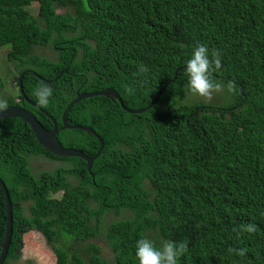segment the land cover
Segmentation results:
<instances>
[{"label": "trees", "instance_id": "1", "mask_svg": "<svg viewBox=\"0 0 264 264\" xmlns=\"http://www.w3.org/2000/svg\"><path fill=\"white\" fill-rule=\"evenodd\" d=\"M29 1L0 0V48L8 47L0 57V80L27 65L61 72L59 93L42 106L59 125L76 92L106 84H115L126 107L140 111L128 113L101 95L72 105L66 121L92 126L104 142L92 165L95 182L84 163L73 166L84 179L67 182L59 199L48 200L42 185L18 189L22 175L10 177L16 207L2 264L19 259L28 228L43 235L55 264H136L135 242L142 237L157 246L162 238L184 243L177 264H264V0H40V19L52 12L69 19L75 36L64 44L65 62L34 61L26 22L38 20L24 5ZM56 7L65 13H55ZM197 44L207 47L210 60L218 54L210 79L236 85L233 103L176 104L188 85L185 62ZM6 54L13 64L4 63ZM29 95L37 102L33 90ZM26 106L52 127L44 113ZM0 122V131L1 125L11 134L22 129L18 117ZM61 142L83 152L100 146L81 130H69ZM19 154L27 161V153ZM107 158L121 168V184L113 196L97 197L96 177ZM124 209L128 217H104ZM5 222L0 196V243Z\"/></svg>", "mask_w": 264, "mask_h": 264}, {"label": "clouds", "instance_id": "2", "mask_svg": "<svg viewBox=\"0 0 264 264\" xmlns=\"http://www.w3.org/2000/svg\"><path fill=\"white\" fill-rule=\"evenodd\" d=\"M33 2H35V5L37 6L36 14H34L31 11V7L34 4ZM41 4L42 3L40 2V0H30L28 4L24 3L26 8L28 9L29 14L38 20V22H26V24L31 28V45H32V53L35 55L34 61L40 58H47V59L59 60L61 62H65L64 44L72 40L73 37L75 36L70 26L68 25L69 19L56 18L53 12L51 15L47 14V16H44L40 19L39 12L42 9H45V7L43 8L40 7ZM62 8L65 7H56L54 12L58 14L59 13L64 14L66 10L64 12H61L60 9ZM31 23L34 24L35 26L33 27L30 26ZM39 47H43V48L49 47L54 54L53 57L49 58L46 55L37 52L36 50ZM143 49H144V45L141 44L134 55L135 59H137L141 55ZM0 50H4L5 52H7L8 47L0 48ZM208 51L209 50L205 45L197 44L196 46L193 47L191 55L186 60L184 65V71L187 75V84L189 91L202 97H210L212 91L218 90L220 87L218 83H214L210 79L213 65H215L217 69L219 68L218 54L213 53L212 55L214 59L210 60ZM3 54L4 52L0 53V57L3 56ZM80 55L81 53L77 56V58H79ZM27 67L28 68L24 70V73L22 75L21 86H18L16 84L17 85L16 89H12L9 86L10 87L9 90L11 94L6 97L8 99L9 104H7L6 100H2L4 97L0 92V112L4 111L9 105H16L18 107H22L20 106L19 102H16V99H18V101H24L28 105H34V103H38L39 105H41L42 108V106L47 105L49 103V98L51 96L55 97L59 93L62 87V78L59 77L61 72H57L56 70H52L49 68H39L32 65L31 66L27 65ZM63 71L65 72L66 69H64ZM20 72H17L18 75L20 74ZM7 76H11V75H7ZM5 77L0 80V91L1 88L5 85V81H6ZM39 81H41L42 84L37 85ZM169 81L170 80H168L167 82ZM230 87L231 86L229 85V89ZM103 88L104 89L101 88L99 90H94V91L106 90V94H95V95L106 96L113 102V104H117L122 110L128 113L137 112V110H139V109H130L126 107L124 102H118L116 100L118 96L124 97L123 93L119 90V88L116 85H113L111 87H103ZM162 88L163 86L160 88V90ZM31 90L34 91V96L36 97L37 102L33 101L32 97L29 95V92ZM87 92H91V91H87ZM261 94H264V92ZM27 100H29L30 102H28ZM263 106H264V99H263ZM35 109H37L39 112L45 113L49 118H51L52 121L50 120V122L52 124V127L50 129L45 127L37 119L35 114L30 109L29 110L26 109V110L30 111L35 116L36 120L46 131H51L53 127L56 125V132H57L59 126L57 120L45 109L43 108L42 109L35 108ZM45 114L44 116L46 117ZM4 118H13V117H8V116L2 117L0 118V121ZM66 123L70 127L62 128L61 126V128L63 129V137L65 139L68 138L69 130H81L92 134L99 141V138L93 133L83 130L81 128H76L74 126L90 127L101 138L98 132L90 125L71 124L68 123L67 121ZM61 124L63 125L62 119H61ZM8 131H9L8 137L13 140V152L11 153L2 146H0V165L8 169V172L6 173L0 172V181L2 183V185L0 184V196H2L3 204L5 198V193L3 189L6 190L7 195L10 199L7 184H9L10 182V177L15 178L16 176H18V174L22 175V178H18L15 182L18 189H21L29 182H31L33 184V187H36L37 189H39V186L42 185L44 187V190L42 191L45 192L48 200L59 199L61 195L65 192L64 186L66 185L67 182H69L70 186H73L79 183L80 179L81 180L84 179V174H79V177L74 175L73 166H80L81 164L84 163L85 170L89 175L91 182L92 183L95 182V171H92V165L95 159L99 156L100 151L104 146V142L102 138H101L102 144L100 143L99 149L97 150V152L94 153V152H83L78 148L65 146L56 138L54 134V137L61 143L63 147L73 148L80 151L81 153H83V155H85V157L91 158V160L88 161L85 157L60 156L49 151L37 139L34 131L31 129L30 125L27 122L23 121L22 129H18L17 132L13 134H11L10 130ZM27 131L31 132L32 137L27 136L26 134ZM1 132H3V130H1L0 133ZM19 134H22V136L18 137ZM18 141L20 142V144L27 146L30 150H33L35 152L37 151L35 150V146H38L39 151L37 153L42 155L43 157L50 159L48 168L45 167L43 161L39 163V167H38L32 164L28 159L27 161L23 159L19 154L20 151L15 149L16 143ZM31 146H34V149H31ZM40 147L46 151V154L41 152ZM64 157L69 159L65 160L63 159ZM20 165H23L26 168L23 172L21 171V167H19ZM71 178H74V180H71ZM121 178H122L121 168L119 166L113 165L110 161V158H107V160H105L104 163L102 164L100 171L96 177L98 191H96L94 196L104 197V198L113 196L119 189V186L121 184ZM214 179H215V174H214ZM50 183L52 184V186H50ZM25 205L27 210L28 204L26 202L23 203L24 211H25ZM94 205L95 204H92V206ZM123 211H128V210L124 209ZM123 211L120 215H114L112 212H108L104 215V217L115 216L117 218H125L130 215V212L128 211L127 216H122ZM23 226L25 225H21L20 227ZM245 229L251 232L254 230V226L249 224L245 226ZM28 230H35V229L28 228ZM19 231L22 232L21 230ZM158 243H160L159 246L155 245L151 240L145 237L137 239L135 242V258L138 261V263L136 264H177L178 257L183 254L184 250H186V245L184 243L177 242L172 239L162 238L159 240ZM240 254H243L242 251ZM55 261H56V256H55Z\"/></svg>", "mask_w": 264, "mask_h": 264}, {"label": "rangeland", "instance_id": "3", "mask_svg": "<svg viewBox=\"0 0 264 264\" xmlns=\"http://www.w3.org/2000/svg\"><path fill=\"white\" fill-rule=\"evenodd\" d=\"M33 3L31 11L36 14L37 6L35 5V2ZM65 10V8L60 9L61 12H64ZM36 51L49 58H52L54 55L49 47H39ZM3 52L5 51L0 50V53ZM2 57L3 56H1V58ZM216 83H218L220 87L218 90L212 91L210 97H202L190 92L187 85V88L182 92L176 104L180 107L195 104L217 108L218 106L229 102L233 103L231 101H233L234 96L237 95L236 85L233 86L226 82L223 84H220L219 82ZM229 85L231 86L230 89ZM25 212L27 213L26 205ZM127 215L128 211H123L122 216ZM20 246L19 259L16 261L10 260L11 264H29L30 261L32 264H55V254L40 232L36 230H27L26 232H22Z\"/></svg>", "mask_w": 264, "mask_h": 264}, {"label": "water", "instance_id": "4", "mask_svg": "<svg viewBox=\"0 0 264 264\" xmlns=\"http://www.w3.org/2000/svg\"><path fill=\"white\" fill-rule=\"evenodd\" d=\"M24 73V70L20 72L19 75L12 78L13 82H15L18 86H21V79L22 75ZM95 94H106V90H100V91H91V92H81L79 93L69 104L66 105L64 111L62 112L61 119L63 122L62 128L64 127H70L66 121H65V114L70 109V107L76 103L78 100L83 99L84 97H88ZM24 97V96H23ZM25 98V97H24ZM30 102L29 100H27ZM137 111H140L137 110ZM19 117L24 122H27L31 129L34 131L37 139L51 152L54 154L60 155V156H81L85 157L83 153L80 151L73 149V148H66L61 145V143L54 137V134L56 132V125L53 127L51 131H46L36 120L35 116L28 110L18 107L16 105H9L7 108L0 112V118L2 117ZM76 128H81L83 130L89 131L96 135L99 138L100 143L102 144V139L90 128L85 126H74ZM88 161L91 160V158L85 157ZM0 184L2 185L1 181ZM5 198H4V205H5V212H6V222H5V231L4 236L2 239V242L0 243V264L3 263L5 256L7 254L11 232H12V209L16 206V204H13L5 189ZM20 232V231H19Z\"/></svg>", "mask_w": 264, "mask_h": 264}, {"label": "flooded vegetation", "instance_id": "5", "mask_svg": "<svg viewBox=\"0 0 264 264\" xmlns=\"http://www.w3.org/2000/svg\"><path fill=\"white\" fill-rule=\"evenodd\" d=\"M3 61H4V63H10V64H13L12 63V61L11 60H9L8 59V57H7V54L5 55V58L3 59ZM28 67H26V68H21V69H17V70H15L14 72H12L10 75L11 76H6L5 77V79H6V81H5V85L1 88V94H2V96L4 97L2 100H6L7 101V104H9V102H8V99L6 98L7 96H9L10 94H11V92H10V87L12 88V89H16L17 88V85H16V83L15 82H13V80H12V78H14L16 75H18V73L17 72H20V71H23V70H26ZM17 73V74H16ZM13 74H15V75H13ZM51 81V80H50ZM113 85H115V84H106L104 87H111V86H113ZM10 86V87H9ZM102 89H104V88H102ZM77 93L78 92H76V94H75V96L77 95ZM75 96H73V98L75 97ZM52 97V96H51ZM72 98V99H73ZM72 99H69L68 100V103L70 102V101H72ZM81 100V99H80ZM79 101V100H78ZM77 101V102H78ZM16 102H19L20 103V106H22V107H24V108H26V109H28L27 108V106L26 105H28L27 103H25L24 101H18V99H16ZM76 102V103H77ZM67 103V104H68ZM29 106H31V107H34V108H38V109H42L41 108V105H39L38 103H34V105H29ZM80 106H82V105H80ZM70 108H72V106L70 107ZM65 109V108H64ZM29 110V109H28ZM69 110V109H68ZM64 111V110H63ZM68 112V111H67ZM66 112V113H67ZM45 114V113H44ZM46 115V114H45ZM66 115V114H65ZM46 123L47 124H49V122H50V120H51V118H49L47 115H46ZM55 120V119H54ZM52 121V120H51ZM53 123V122H52ZM58 126V125H57ZM61 126H62V124L61 125H59L58 126V129H57V132L55 133V136H56V138L61 142L62 140H66L64 137H63V129L61 128ZM1 128H2V130H3V132H1L0 133V146H2L3 148H5L6 150H8L9 152H13V140L11 139V138H9L8 137V135H9V131L3 126V125H1ZM48 129H50V128H48ZM22 136V134H19V136L18 137H21ZM62 143V142H61ZM15 149L16 150H18V151H20V152H25V153H27L28 154V156H27V159L32 163V164H34V165H36V166H38L39 167V163L41 162V161H43L44 162V165H45V167L46 168H48V166H49V160L50 159H48V158H46V157H43L42 155H40V154H38L37 152L39 151V147L38 146H35V150H37L36 152L35 151H33V150H30L27 146H24V145H22V144H20V142L18 141L17 143H16V147H15ZM0 172H2V173H6V172H8V169L6 168V167H3V166H1L0 165ZM71 180H74V178H71ZM50 186H52V184L50 183ZM21 225H25V224H21ZM23 227H25V226H23ZM23 227H20V228H23ZM19 230H21V229H19Z\"/></svg>", "mask_w": 264, "mask_h": 264}, {"label": "bare ground", "instance_id": "6", "mask_svg": "<svg viewBox=\"0 0 264 264\" xmlns=\"http://www.w3.org/2000/svg\"><path fill=\"white\" fill-rule=\"evenodd\" d=\"M116 99H117L119 102H123V101L121 100L120 96H118Z\"/></svg>", "mask_w": 264, "mask_h": 264}]
</instances>
